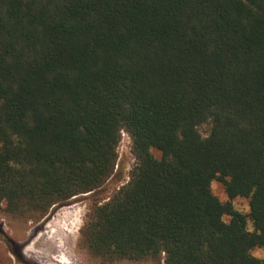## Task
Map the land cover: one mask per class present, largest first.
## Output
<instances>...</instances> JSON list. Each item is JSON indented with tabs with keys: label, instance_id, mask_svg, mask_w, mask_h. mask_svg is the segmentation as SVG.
Instances as JSON below:
<instances>
[{
	"label": "trees",
	"instance_id": "obj_1",
	"mask_svg": "<svg viewBox=\"0 0 264 264\" xmlns=\"http://www.w3.org/2000/svg\"><path fill=\"white\" fill-rule=\"evenodd\" d=\"M121 132L134 165L81 247L103 264H264V0H0V211L39 221L95 193Z\"/></svg>",
	"mask_w": 264,
	"mask_h": 264
},
{
	"label": "rangeland",
	"instance_id": "obj_2",
	"mask_svg": "<svg viewBox=\"0 0 264 264\" xmlns=\"http://www.w3.org/2000/svg\"><path fill=\"white\" fill-rule=\"evenodd\" d=\"M209 130L210 126L207 124L198 127L202 137H206ZM154 153L158 156V153ZM117 155V166L113 176L98 191L72 198L64 206L52 207L48 215L39 221H27L5 216L0 211L1 253L4 254V251H8L7 257L11 259L12 264H103L102 261L91 256L88 251L79 245L80 229L90 208L95 204L107 201L120 186L128 181L134 159L130 153V140L125 132H121ZM211 191L221 203L229 201L221 183L213 181ZM230 202L236 211L245 216L248 215L249 205L247 199L235 198ZM224 220L228 221V217H225ZM59 228H68L72 237H68V242L65 241L66 245L62 247L55 243V250L51 254H47L44 242H46L47 237H52L54 233L60 230ZM247 229L253 231V226L249 220H247ZM40 239L44 242H39ZM56 241L61 245L63 244L58 238H56ZM13 252H16V255H13ZM250 253L257 259L264 258V249L262 248H254ZM111 264L130 263L117 261ZM137 264L156 263L142 261Z\"/></svg>",
	"mask_w": 264,
	"mask_h": 264
},
{
	"label": "bare ground",
	"instance_id": "obj_3",
	"mask_svg": "<svg viewBox=\"0 0 264 264\" xmlns=\"http://www.w3.org/2000/svg\"><path fill=\"white\" fill-rule=\"evenodd\" d=\"M43 237H42V239H44ZM68 237H72V235H71L70 231H68V228H64V229L58 230L56 233L53 234L52 237L51 236L50 237H47V238L45 237L46 238V242H44V240H42V239H40L39 242L40 241L44 242V246L46 248V253L47 254H51L53 252V250H55V247H54L55 246V243L58 244V246L62 247L63 245H66L64 242L67 241V238ZM56 238H58L61 241V243H63V244L61 245L60 243H57Z\"/></svg>",
	"mask_w": 264,
	"mask_h": 264
}]
</instances>
